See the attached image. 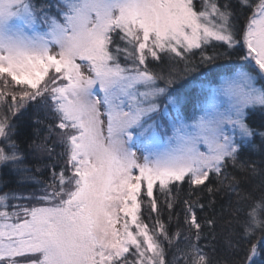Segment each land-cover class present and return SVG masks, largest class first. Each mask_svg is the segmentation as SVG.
Listing matches in <instances>:
<instances>
[{
    "label": "snow or ice",
    "instance_id": "obj_1",
    "mask_svg": "<svg viewBox=\"0 0 264 264\" xmlns=\"http://www.w3.org/2000/svg\"><path fill=\"white\" fill-rule=\"evenodd\" d=\"M238 10L251 12L244 28ZM213 43L245 54L189 79L228 55H208ZM165 61L166 70L149 68ZM31 102L58 122L66 163L42 194H0V264H213L198 243L199 196L183 200L187 233L170 235L160 218L184 182L209 194L227 189L234 215L246 206L237 223L249 243L241 249L229 232V249L244 252L231 264H264V159L241 161L256 137L264 156V131L249 123L264 117V0H0V166L42 183L10 123ZM256 176L258 197L243 187ZM20 199L34 203H10ZM166 245L179 254L171 262Z\"/></svg>",
    "mask_w": 264,
    "mask_h": 264
},
{
    "label": "trees",
    "instance_id": "obj_2",
    "mask_svg": "<svg viewBox=\"0 0 264 264\" xmlns=\"http://www.w3.org/2000/svg\"><path fill=\"white\" fill-rule=\"evenodd\" d=\"M37 2L44 3L46 0H37ZM232 3L236 5L237 0H232ZM248 15H251L250 11L238 10L236 23L239 28H244L246 25V16ZM205 51L208 55L220 54L227 51L228 55H218L214 64L199 67L196 72L192 73L189 79H198L201 73L208 72L209 69L217 71L231 64H238V58L245 54V51L239 47L232 51H228L226 47L220 43L209 45ZM190 59L196 64H199V50H196ZM168 66V61H165L163 64H149V68L153 70H159L160 68L166 70ZM183 66V61H179L175 65L177 70L182 69ZM10 123L14 125L13 139L23 153L25 165L33 169L32 175L35 176L36 180L42 181V183L22 181V178L16 174L10 166H0V194L8 193L17 196H30L34 193L36 195L42 194L40 190L52 181V169L54 168L59 172L61 167H64L66 163L65 158L59 155L62 149L57 143L58 137L60 136V130L56 127L58 122L54 119L51 111L42 102H31L26 104L19 113L11 116ZM249 123L259 131H264V128L260 127L261 124H264V117L258 112L250 116ZM260 144V138L256 137L254 143L246 147L241 154V161H256L258 166H260V161L264 159V156L261 155ZM42 145H51L54 151L51 153L40 151L38 146ZM228 171L234 175H240L238 170L231 167H229ZM261 180L262 177L260 176H256L255 178L250 177L249 180L243 184V187L253 192V194L258 197L261 194ZM211 183L215 185V179H212ZM190 191L193 193L191 197L188 196ZM197 196L200 197L199 203L204 205L203 209H195L197 220L202 225L201 239L198 243L203 250L209 254L213 260V264H215L216 261L225 260L229 261V264H231L233 260H238L243 257V251L237 253L229 249L226 244V237L229 232L234 231L236 235L232 237L233 243H237L241 249L247 246L249 242L240 238V228L237 223V220H243L245 218L244 213L247 211V208L245 205H241L240 207L243 211L234 215V211L237 207V198L235 195L229 194L227 189L209 194L204 190L203 186L199 189L195 186L190 188L188 183L184 182L180 186L177 202L171 212L164 208L162 204L160 206V218L167 225L170 235L175 233L178 229L181 232L187 233L188 226L185 224L184 220L183 200H196ZM159 200H162V197L158 195V201ZM33 202L25 199L10 201L12 205ZM169 215L172 217L171 220H169ZM210 219L215 221L214 227L211 228L206 223V221ZM145 220L149 222L151 226V222L148 221L147 216H145ZM229 221H231V223H228ZM192 231L194 232L195 230L193 229ZM252 242H255V240ZM186 245L187 242L182 238L177 242V246L180 248H185ZM166 248V260L171 262L173 255L179 254L176 252V247H167L166 245ZM179 264H183V259L180 260Z\"/></svg>",
    "mask_w": 264,
    "mask_h": 264
},
{
    "label": "rangeland",
    "instance_id": "obj_3",
    "mask_svg": "<svg viewBox=\"0 0 264 264\" xmlns=\"http://www.w3.org/2000/svg\"><path fill=\"white\" fill-rule=\"evenodd\" d=\"M122 63H125V61L122 60ZM0 139H2V138H0ZM30 202H33V201H30ZM33 203H34V202H33ZM22 204H24V205H28V204H30V203H22Z\"/></svg>",
    "mask_w": 264,
    "mask_h": 264
}]
</instances>
